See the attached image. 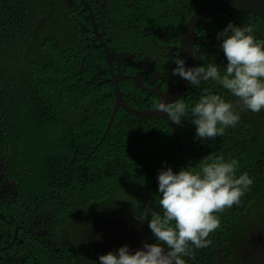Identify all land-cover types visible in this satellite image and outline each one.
<instances>
[{
  "label": "clouds",
  "instance_id": "clouds-1",
  "mask_svg": "<svg viewBox=\"0 0 264 264\" xmlns=\"http://www.w3.org/2000/svg\"><path fill=\"white\" fill-rule=\"evenodd\" d=\"M57 3L64 5L62 0ZM254 31V25L238 26L229 22L217 34V39L222 41L219 47L227 61L223 75L217 64L186 67L185 60L176 58L173 76L190 84L215 81L238 98L242 109L260 112L264 109V40L255 37ZM80 58L84 60L83 57ZM120 97L119 92H113L112 98ZM83 103L84 95L76 96L71 102L57 99L53 110L58 115L60 107L67 104L69 110L81 115L82 120L80 125L78 122L68 124L65 121L61 125L82 139L87 136L84 142L88 146L101 147L111 130V137H116L115 132L119 131L110 126L116 109L111 114L110 110L107 111L104 120L89 109L79 108ZM152 107L155 111L166 113L173 125L180 126L182 118L191 119V123L196 126L195 138L201 141L217 137L216 142H220L218 136L224 134L225 128L235 127L240 120L233 103L226 102L216 94L202 96L190 111L188 105L179 99L174 103L158 100ZM124 110L141 118V113L137 111L130 108ZM91 117L98 119L93 128L88 127V119ZM108 119V125L102 128L99 123H105ZM138 123L133 125L132 130L140 127ZM134 139L136 144L139 139H136L135 134ZM247 144L251 145L250 141L237 144L238 147L232 154L230 151L234 147H226L223 158L218 154L211 156L208 152L202 161L197 162V170H192L189 165L182 169L181 165L185 161L183 157L178 161V173H173L171 164L161 163L156 166V169L161 170L157 177L161 198L157 200V211L151 213L148 228L159 243L142 241V249L136 246L138 250L134 254L120 241L101 247L100 234L96 231L84 232L90 225L89 222L79 225V234L73 240L66 242L61 239L64 244L60 243L59 227H70L71 230L74 227V217L67 206L68 178L63 168L75 167L80 174H87L81 157L79 162L67 157H56L48 163V200L52 204L49 209L28 206L25 196L14 185L6 191L15 198V209L20 218L30 224L31 230L28 233L45 240V253L50 243L52 250L58 247L61 250L59 260L63 263L65 258L68 262L73 255L78 254L82 244H87L98 253L97 256L103 254L99 257L100 264H225L228 254L235 255L237 260L233 264H259L258 259L264 257V207L256 214L254 211L264 199L257 193L264 194L261 191L264 184V148L256 149ZM131 146L128 145L124 152L133 153L134 148L131 149ZM256 151H260L261 155L256 156ZM0 159L5 167L2 153ZM2 173L6 176V171ZM6 182L12 183L7 176ZM251 186L253 190L250 189ZM248 190L252 197L243 203L240 199ZM17 200L21 202L17 203ZM86 210L89 216L94 213L93 208L88 207ZM148 211V208L144 209L145 216ZM117 224L124 227L121 221L115 223L109 230L110 239L114 237L116 240L115 235L122 233V229L116 228ZM48 234L49 236L43 237Z\"/></svg>",
  "mask_w": 264,
  "mask_h": 264
},
{
  "label": "trees",
  "instance_id": "trees-1",
  "mask_svg": "<svg viewBox=\"0 0 264 264\" xmlns=\"http://www.w3.org/2000/svg\"><path fill=\"white\" fill-rule=\"evenodd\" d=\"M21 1L0 0V96L6 109L0 114V153L5 159L6 176L25 196L28 206L49 209L52 204L48 200V163L56 157L79 162L81 157L87 174H80L75 167L63 168L68 178L67 206L74 217V227L72 230L70 227H59L60 243L64 244L61 239L66 242L73 240L79 234V225L85 222L90 225L84 232L96 231L101 235V247L120 241L134 254L137 247L142 249V241L159 243L148 228L151 213L157 211V200L161 198L157 179L161 170L155 167L170 163L173 173H178L179 158L163 152V161H150L153 153L163 150L162 145L147 150L137 147L133 130L123 132L125 140L111 137V130L104 145L92 147L84 142L87 136L82 139L62 126V121L68 124L78 122L80 125L82 120L81 115L69 110L67 104L60 107L58 115L53 110L57 99L71 102L76 96H83L77 91L75 83L80 76L79 68L83 70L89 64L87 60L74 58L71 52L75 49L68 48L69 35L77 28L75 17L70 13L73 11L77 16L78 13L70 6H64V17L58 3L51 8L38 7L35 10L37 15L32 14L29 19L27 15L14 17L21 10L17 9ZM56 22H60L62 27L55 26ZM97 120V117L89 118L88 127L93 128ZM105 123L100 122L99 125L104 128ZM252 127L258 128L256 125ZM231 138L240 139L237 126L226 127L220 142L213 141L214 145L208 144L204 150L209 149L211 156L218 154L223 158V150L230 147L232 141L225 145L221 143ZM129 143H132L134 152L127 153L124 162L120 159ZM237 147L234 145L230 154ZM250 189L253 190V187ZM261 191L264 192V184ZM257 193L264 197V194ZM251 197L248 190L240 201L246 203ZM19 202L21 200H17ZM88 207L94 209L91 216L86 210ZM145 208L149 209L147 216L144 215ZM120 221L124 224L122 233L115 235L116 240L114 237L110 239V228ZM46 236L49 234L43 237ZM34 237L39 243L33 241L37 251L36 264H100L99 257L103 254L97 256L98 253L87 244H82L81 251L68 262L65 258L63 263L59 260L61 250L58 247L52 250V243L47 253H38L39 247L44 248L40 244L45 240L36 234ZM19 247L25 248L23 244ZM236 260L234 254H228L225 264H233ZM262 261L264 257L258 259L259 264H264Z\"/></svg>",
  "mask_w": 264,
  "mask_h": 264
},
{
  "label": "flooded vegetation",
  "instance_id": "flooded-vegetation-1",
  "mask_svg": "<svg viewBox=\"0 0 264 264\" xmlns=\"http://www.w3.org/2000/svg\"><path fill=\"white\" fill-rule=\"evenodd\" d=\"M57 1L22 0L17 4V9L21 10L14 17L27 15L29 19L32 14L37 15L38 7L50 8ZM62 2L78 13L77 16L68 10L77 23V28L69 35L68 48L75 49L71 52L74 58L83 57L89 64L83 70L79 68L80 76L75 83L77 91L85 96V103L79 108L89 109L104 120L107 111L111 114L116 109L110 126L122 132H131L133 125L139 122L140 127L132 131L139 139L137 147L147 150L162 145L163 148L153 153L150 161L160 163L165 152L167 156L183 157L182 169L189 165L192 170H197V162L208 155L209 149L204 150L205 147L217 141L196 139V126L191 119L182 118L180 126L171 124L166 113L153 109V103L158 100L164 103L183 100L190 111L202 96L220 95L226 102L233 103L234 110L239 113L240 120L236 125L240 132L239 143L249 142L254 133H261L264 109L255 113L242 109L238 98L215 81L190 84L172 74L174 60L180 58L185 60L186 67L217 64L223 75L227 61L217 34L229 22L238 26L254 25L253 35L264 40V20L251 4L253 0ZM113 92H119L121 97L112 98ZM2 103L0 96V114L6 111ZM124 108L141 113V118L134 117ZM108 122L109 119L106 125ZM254 125L258 130L251 131ZM119 131L115 132L116 140H125V133ZM233 145H237L236 140H232L231 148ZM255 154L258 156L261 152ZM126 156L124 152L120 160L126 162ZM4 171L0 159V264H36L37 251L33 241H38L28 233L30 224L20 218L15 209V198L6 191L13 183L6 182ZM22 244L25 248L19 247ZM40 245L44 248L39 247L38 253L44 254L45 245Z\"/></svg>",
  "mask_w": 264,
  "mask_h": 264
},
{
  "label": "rangeland",
  "instance_id": "rangeland-1",
  "mask_svg": "<svg viewBox=\"0 0 264 264\" xmlns=\"http://www.w3.org/2000/svg\"><path fill=\"white\" fill-rule=\"evenodd\" d=\"M57 4H58V3L55 2L51 7L56 6ZM60 6H61V8H62V10H63V9H64V5H61V4H60ZM51 7H50V8H51ZM63 11H64V17H65V10H63ZM55 26H60V27H62V25L60 24V22H56V23H55ZM255 130H258V128H253L251 131H255ZM218 137H219V136H218ZM229 142H230V140H229ZM250 143H251V145H252L253 147H255L256 149H262V148H264V129L261 131V133H254V138L250 141ZM263 207H264V199L259 203V205H258V209H256V210L254 211L255 214H256L259 210H262ZM116 228H117V229H122L121 226L118 225V224H117ZM262 262H264V261H262ZM240 264H241V263H240Z\"/></svg>",
  "mask_w": 264,
  "mask_h": 264
},
{
  "label": "water",
  "instance_id": "water-1",
  "mask_svg": "<svg viewBox=\"0 0 264 264\" xmlns=\"http://www.w3.org/2000/svg\"><path fill=\"white\" fill-rule=\"evenodd\" d=\"M251 4L254 5L256 11L260 14L262 19L264 20V0H253Z\"/></svg>",
  "mask_w": 264,
  "mask_h": 264
}]
</instances>
